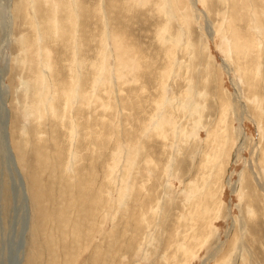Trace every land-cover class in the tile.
<instances>
[{
	"label": "rangeland",
	"instance_id": "1",
	"mask_svg": "<svg viewBox=\"0 0 264 264\" xmlns=\"http://www.w3.org/2000/svg\"><path fill=\"white\" fill-rule=\"evenodd\" d=\"M14 258L264 264V0H0Z\"/></svg>",
	"mask_w": 264,
	"mask_h": 264
},
{
	"label": "bare ground",
	"instance_id": "2",
	"mask_svg": "<svg viewBox=\"0 0 264 264\" xmlns=\"http://www.w3.org/2000/svg\"><path fill=\"white\" fill-rule=\"evenodd\" d=\"M234 48V47H233ZM95 79V78H94ZM110 82V81H109ZM111 86V85H110ZM6 128V127H5ZM12 130V129H11ZM10 132V131H9ZM10 140H12V139H10ZM9 146H10V149H11V152H12V154H14V152H13V150H12V148H13V146H12V144H10L9 143ZM251 167H252V165H250V169H251ZM255 172V171H254ZM247 174H248V172H247ZM254 174V173H253ZM250 175V174H249ZM258 175V174H257ZM29 211V210H28ZM25 223H26V221H25ZM209 227V226H208ZM202 245V244H201ZM16 258V257H15ZM15 258H14V260H15ZM256 260V259H255ZM20 261H19V258H17V260H15V261H13V263L12 264H20L19 263Z\"/></svg>",
	"mask_w": 264,
	"mask_h": 264
}]
</instances>
